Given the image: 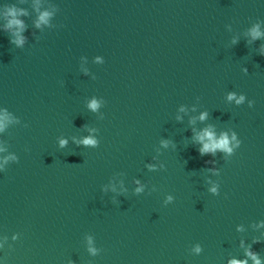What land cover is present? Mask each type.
I'll return each mask as SVG.
<instances>
[{
    "label": "water",
    "instance_id": "95a60500",
    "mask_svg": "<svg viewBox=\"0 0 264 264\" xmlns=\"http://www.w3.org/2000/svg\"><path fill=\"white\" fill-rule=\"evenodd\" d=\"M3 112V264H264V0H0Z\"/></svg>",
    "mask_w": 264,
    "mask_h": 264
},
{
    "label": "clouds",
    "instance_id": "9594fccd",
    "mask_svg": "<svg viewBox=\"0 0 264 264\" xmlns=\"http://www.w3.org/2000/svg\"><path fill=\"white\" fill-rule=\"evenodd\" d=\"M13 15H15V12L13 11ZM47 15V13H45L41 19H44V17ZM11 23H16V24H20L22 25V21L20 20H13L11 21ZM253 35L254 36H259L261 35V33L258 31V26L256 28H254L253 30ZM235 93H230L229 98L231 99L232 96H234ZM244 100V96L241 95L239 96V98L237 99V103H240L241 101ZM97 101L95 99H93L90 103V107L95 109L97 107ZM205 114L201 115V119H203L205 117ZM8 116L6 112L0 113V130L3 129V127L5 126V122L7 121ZM207 138V139H206ZM199 139L201 141H204L202 147L200 148V152L201 154L205 153V152H214L216 149H221L224 151H227L229 153H231L233 151V148L236 147L237 145L240 144V141L236 140V134L233 133L231 136V140L235 141L234 144H232L230 146V140H229V136L227 133H223L219 138L215 137V134L209 130V129H205L199 136ZM61 143H66V141H61ZM84 143L86 144H94L95 140L92 138H87L85 139ZM0 151H2V149H0ZM4 161H6L8 159V157H4L3 158ZM3 165L0 164V167H2ZM139 190V189H138ZM214 190V189H213ZM93 252H95V249H92ZM249 255L253 256V259H255L256 264H260V260L258 258H256L255 254L249 252ZM0 264H3V261H0ZM229 264H247L246 261H242V260H238V259H232Z\"/></svg>",
    "mask_w": 264,
    "mask_h": 264
}]
</instances>
